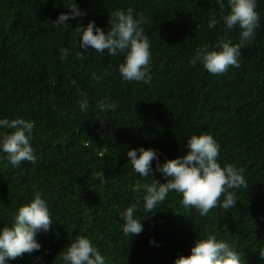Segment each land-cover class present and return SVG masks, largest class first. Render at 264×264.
<instances>
[{
	"label": "trees",
	"instance_id": "trees-1",
	"mask_svg": "<svg viewBox=\"0 0 264 264\" xmlns=\"http://www.w3.org/2000/svg\"><path fill=\"white\" fill-rule=\"evenodd\" d=\"M74 2L86 15L69 20L65 29L52 21L69 12L67 0H0V119L34 121L31 146L37 157L35 164L25 161L13 167L0 151V229L11 227L18 209L36 192L46 201L52 220L47 233L37 234L40 251L4 264H63L59 254L76 236L89 238L105 264H174L208 235L236 251L241 248L250 264L262 263L264 0H257L260 27L251 45L242 49L240 66L223 75L210 74L190 60L198 48H211L220 37L239 42V28L229 30L222 20L229 12L228 0ZM129 7L134 16L142 12L150 21L143 25L152 53L153 79L148 85L121 78L118 66L124 53L101 55L89 49L86 59L75 56L80 49L72 32L78 25L94 21L106 33L110 14ZM213 15L219 22L209 28ZM65 47L72 55L61 60L59 50ZM77 88L86 94V111L79 107L85 97ZM105 98L115 103V110L96 107ZM5 131L11 130L0 129ZM203 133L220 145L221 167L232 164L244 170L249 186L231 190L237 193L235 207L226 212L213 208L201 216L185 208L182 194L172 191L153 212L135 213L143 231L128 238L120 215L137 199L142 209L146 194L143 189L133 192L134 184L166 179L155 172L156 160L154 175L141 178L127 151L157 150L163 164L187 154V139ZM97 171L109 178L107 185L97 179Z\"/></svg>",
	"mask_w": 264,
	"mask_h": 264
},
{
	"label": "clouds",
	"instance_id": "clouds-1",
	"mask_svg": "<svg viewBox=\"0 0 264 264\" xmlns=\"http://www.w3.org/2000/svg\"><path fill=\"white\" fill-rule=\"evenodd\" d=\"M217 2L220 3V0ZM64 6L69 12L59 14L57 19L52 21L55 27L67 29L69 20L86 15L74 0H67ZM220 6L224 7L222 3ZM228 6L229 12L222 16V20L229 30L239 28V42L233 44L231 40L220 37L211 48L207 44L198 48L190 60L193 66L200 62L210 74L223 75L230 67H239L242 49L251 45L256 29L260 27L261 18L256 11L257 0H228ZM218 22L213 15L209 19L208 27L212 28ZM108 23L110 27L106 33L97 27L94 21H90L86 27L78 25L73 30L74 45L80 49L75 54L76 59L81 61L86 59L85 53L89 52V49L101 55L105 51L110 56L124 53V62L118 66L121 78L128 82L150 84L153 79L150 69L152 53L150 40L143 27L145 23H150L148 18L142 12L134 16L133 8L129 7L126 11H113ZM59 51L61 60L72 55L70 48H60ZM105 75H111V72H106ZM93 79L99 82L100 77L94 76ZM71 83L75 85L76 81L72 80ZM77 91L85 97L79 103V107L86 111L88 107L86 94L80 92L79 88ZM96 107L102 112H107L115 110L116 105L105 98L99 101ZM34 126V121L23 118L0 119V129L11 130L0 132V151L6 154L8 163L13 167H19L25 161L36 163L37 157L31 146ZM219 153L220 145L207 133L191 136L187 139V154L171 160L166 159L163 164L158 160L157 150L151 148L146 150L141 147L127 151L126 155L133 170L141 178L154 175L152 161L156 160L155 172L165 177L166 182L160 183L152 179L150 184H142L139 181L134 184L133 192L138 193L143 189L146 193L143 196V208L139 207L140 201L137 199L121 213L123 234L128 238L129 234H140L143 225L135 213L153 212L172 191L182 194L181 203L185 208H194L201 216H206L210 209L217 207L225 212L234 208L237 204V193L231 190L247 189L249 185L242 175L244 171L242 168L238 169L232 164L221 167L217 161ZM95 175L101 184L109 183V178L104 177L102 172L97 171ZM51 225L47 203L41 198V193L36 192L30 203L18 209L11 227L4 226L0 229V264H4L6 259H15L23 254L40 251L42 245L36 239L37 234L47 233ZM59 256L63 264H105V257L93 246L91 240L84 236H76L75 241ZM259 256L264 259V248L260 249ZM174 264H250V257L246 256L241 248L236 251L227 242L217 240L215 235H208L207 238L195 242L189 256H181ZM260 264H264V261Z\"/></svg>",
	"mask_w": 264,
	"mask_h": 264
},
{
	"label": "rangeland",
	"instance_id": "rangeland-1",
	"mask_svg": "<svg viewBox=\"0 0 264 264\" xmlns=\"http://www.w3.org/2000/svg\"><path fill=\"white\" fill-rule=\"evenodd\" d=\"M150 181H151V179H150ZM152 182V181H151Z\"/></svg>",
	"mask_w": 264,
	"mask_h": 264
}]
</instances>
